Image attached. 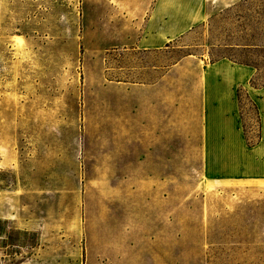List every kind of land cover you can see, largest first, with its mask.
Returning a JSON list of instances; mask_svg holds the SVG:
<instances>
[{"label": "rangeland", "instance_id": "rangeland-1", "mask_svg": "<svg viewBox=\"0 0 264 264\" xmlns=\"http://www.w3.org/2000/svg\"><path fill=\"white\" fill-rule=\"evenodd\" d=\"M263 97L264 0H0V264H264Z\"/></svg>", "mask_w": 264, "mask_h": 264}, {"label": "crops", "instance_id": "crops-1", "mask_svg": "<svg viewBox=\"0 0 264 264\" xmlns=\"http://www.w3.org/2000/svg\"><path fill=\"white\" fill-rule=\"evenodd\" d=\"M241 67V66H240ZM244 67V66H243ZM224 94H222V99L221 101V105L220 107H238V103H237V99L235 98V101L231 100V103L227 101V99L229 98V95L226 94V96L223 97ZM229 104L228 106L226 104ZM256 108H257V112H258V119H259V127H261L260 129V139L259 141L251 147H248L250 150H254L256 153H260L264 154V148L260 147V144L263 140V131H264V97L262 99H259V101L255 104ZM232 122V119L229 121ZM230 144V142H229ZM233 143H231L230 145H232Z\"/></svg>", "mask_w": 264, "mask_h": 264}, {"label": "trees", "instance_id": "trees-1", "mask_svg": "<svg viewBox=\"0 0 264 264\" xmlns=\"http://www.w3.org/2000/svg\"><path fill=\"white\" fill-rule=\"evenodd\" d=\"M237 63H239V62H237ZM240 64H243V63H240ZM244 65H249V64H245L244 63ZM252 87H255L256 88V85L255 84H253L252 82H250L249 83ZM241 91V89H238L237 90V94H236V99H237V103H238V105H239V103H240V99H239V92ZM251 102V101H250ZM251 104H252V108L254 109V111H255V113H256V116H257V120H258V126H259V119H258V112H257V108H256V106H255V104L253 103V102H251ZM259 139H260V136L258 135L257 136V140L256 141H247V139L245 140L246 141V144H247V146L248 147H251V146H254L258 141H259Z\"/></svg>", "mask_w": 264, "mask_h": 264}]
</instances>
